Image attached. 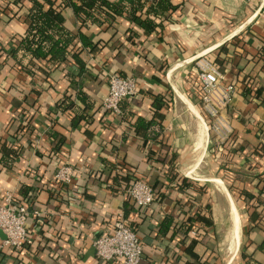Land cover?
<instances>
[{
	"label": "crops",
	"instance_id": "0c3cea01",
	"mask_svg": "<svg viewBox=\"0 0 264 264\" xmlns=\"http://www.w3.org/2000/svg\"><path fill=\"white\" fill-rule=\"evenodd\" d=\"M172 3L177 11L164 16L161 39H147L139 33L129 40L134 27L124 17L116 19L114 29L104 31L90 22L83 25L72 10H66L67 29L78 35L84 26L82 33L98 47L85 69L70 58L47 74L45 62L34 63L28 73L18 70L11 56L14 39L28 27L30 4H19L14 15L0 0V207L10 193L27 208L26 227L31 240L23 249L8 248L0 233V264H102L94 242L113 228L120 215L141 238L144 255L140 264H232L235 257L234 264H245L241 254L250 240L259 239L253 220L263 209L256 212L247 207L237 190L258 194L264 186V154L247 157L253 149L264 147V104L236 99L238 111L229 108L223 114L233 131V149H245L244 155H223L224 148H217L207 121L202 120L190 79L197 80L198 59L215 60L220 48L238 36L250 53L257 52L264 41V0ZM141 38L146 40L142 43ZM75 45V49L81 47L79 40ZM239 63L234 58L224 67L227 81L232 83L238 72L250 75L255 93L264 96V62L247 67ZM111 74L137 79L138 95L122 103L121 115L103 108ZM64 102L75 108L63 110ZM139 122H151L156 127L144 126L137 131ZM202 126L207 129L209 145L217 151L218 169L230 182L227 191L243 204L239 208L231 195L241 219L237 246L232 250L233 219L226 198L213 186L229 209L230 229L225 226L223 209L211 202L209 190L187 172L203 155L201 152L199 157L196 152ZM173 155L175 171L204 187L205 200L212 205V226L204 229L197 222L198 231H191L183 242L160 236L166 216L173 215L179 229L186 218L196 215L195 210L186 215L191 203L181 205L183 193L161 170L167 168ZM3 156L11 159L10 166L1 162ZM164 159L166 165L162 164ZM65 164L74 168L75 177L71 186L63 188L55 173ZM122 176L128 180L137 177L148 184L158 182L156 203L141 212L118 182ZM257 258L264 264V254Z\"/></svg>",
	"mask_w": 264,
	"mask_h": 264
},
{
	"label": "trees",
	"instance_id": "16d2710c",
	"mask_svg": "<svg viewBox=\"0 0 264 264\" xmlns=\"http://www.w3.org/2000/svg\"><path fill=\"white\" fill-rule=\"evenodd\" d=\"M3 2L14 15L20 9L19 4L23 6H26V3L30 4L27 14L28 27L24 34L19 35L13 42L14 50L11 56L16 61L18 70L29 73V67L33 66L34 63L45 62L47 74L66 64L70 58L74 59L82 70L85 69L89 56L94 54L98 47L93 39L82 33L84 26L80 27L78 35L67 29L66 10H72L73 14L82 20L81 23L83 25L86 22H90L93 25L104 28V31L114 29L116 19L124 17L134 27L131 30L132 35L129 36V40L134 36L136 37L139 33L147 37V39L152 36L160 37L161 39L165 30L164 16L177 11V6L172 3V0H118L116 3L110 0H17L15 4L9 0H3ZM76 40H79L81 43V47L78 49H75ZM145 40L141 38L142 43ZM246 46V42L240 36L223 45L215 58L218 68L223 70L226 65L232 63L234 58H238L240 61L239 65L242 64L243 67L264 62V41H262V45L259 46L255 54L250 53L246 49ZM25 60H28L27 65L24 64ZM235 76V80L232 81L235 94L228 109L232 108L233 111H238L237 109L240 107L236 105V99H240L246 103L260 101L264 104V96L255 93L252 84L253 78L250 75H242L241 72H238ZM191 79L190 85L199 90L197 80L193 77ZM61 108L66 111L73 110L75 107L73 104L66 105L64 102ZM201 113L211 127V120L203 113L202 109ZM143 124V122H139L138 126H135V130L138 131L144 126L149 127L153 125L151 122L149 123L150 125ZM153 126L156 127V125ZM210 136L212 141L217 145V148L222 145L212 129H210ZM229 143L222 145L224 148L223 155L229 157H235V154L244 155L245 149H230ZM263 154L264 147L261 146L259 149H253L247 154V157L250 155L261 156ZM1 162L6 165L8 164V166L12 164L11 159L9 158L8 160L5 156L1 158ZM162 164H167L165 159L162 161ZM167 165V168L161 170L163 173L165 172L166 178L177 185L176 189L183 193L182 202L184 203L181 205L184 206L187 202L191 203V206L186 211V215L194 210L196 215L194 216L193 214V217L190 215L189 218H186L179 229L175 226V217L173 215L166 216L160 227V236L162 238L169 236L170 240L178 238L183 242L190 236L191 231H198L196 228L197 222L202 223L204 229L212 226L209 223L212 222V205L208 200H205L207 190L204 187L199 186L194 181L187 180L175 171L174 155ZM126 179V176H122L120 181H118L125 186V189L129 188L137 177H132L130 180H128L129 178ZM261 183H264V181ZM149 185L155 192L157 191L158 182L155 184L150 183ZM258 187L260 185H257L256 188ZM237 194L238 198L243 200L245 205L250 207V209H255L256 212H258L259 208L263 209L257 213V219L253 220V229L258 231L259 239L250 240V243L244 246L241 254L245 264H263L257 257L259 254H264V186L260 188L258 194L244 189L237 190ZM16 204L19 203L16 201ZM138 209L142 212L148 208ZM134 230L140 238L137 230L135 228ZM252 230L248 233L250 237L253 232Z\"/></svg>",
	"mask_w": 264,
	"mask_h": 264
},
{
	"label": "built area",
	"instance_id": "2783aa9c",
	"mask_svg": "<svg viewBox=\"0 0 264 264\" xmlns=\"http://www.w3.org/2000/svg\"><path fill=\"white\" fill-rule=\"evenodd\" d=\"M197 82L199 90L195 89L201 109L211 120V127L217 135L220 144L228 142L233 148L232 128L224 119V113L235 94L232 83L227 81L223 70L218 68L214 59L202 57L196 61ZM139 89L135 77H124L111 74L108 81V93L103 101V108L110 113L121 115L122 103L138 95ZM205 122V118L202 117ZM206 124V123H205ZM209 129V130H210ZM223 147V146H222ZM75 170L70 164H65L55 173L56 181L63 187L72 185ZM125 193L137 208H149L157 200L153 188L142 179H135L133 184L125 189ZM40 216V213H36ZM28 210L21 204H16L13 194L7 193L5 205L0 207V233L4 235L3 245L13 249H23L31 244L26 223ZM96 256L100 263L118 262L123 264H140L143 259L144 246L133 226L120 215L113 228L97 238L94 242Z\"/></svg>",
	"mask_w": 264,
	"mask_h": 264
},
{
	"label": "rangeland",
	"instance_id": "374dc122",
	"mask_svg": "<svg viewBox=\"0 0 264 264\" xmlns=\"http://www.w3.org/2000/svg\"><path fill=\"white\" fill-rule=\"evenodd\" d=\"M208 127H209V125H208ZM196 128H197V123H196ZM205 134H206V137H207L206 144L203 141V133L202 132H199L198 143H197V145H198L197 146V151H198V153H200L199 157L203 153L202 157L200 158L203 161V163L195 171L194 174H196V175L190 174V176L194 177L197 180H201V185L205 186L209 190V196L211 198V202L213 204L219 205L223 209L225 226H227V228L229 229L231 227L230 226L231 222L229 221L230 220L229 209L225 205V203H223L221 195L216 190H214L215 187L213 188L214 185L211 183L210 180L214 176L222 179V181L224 182L223 185L225 187V191H227L226 188H228L230 186V182L228 181L227 177L224 176L225 173L222 170L218 169V165H217V161H218L217 160V151L213 149L212 144L209 145L208 133H205ZM195 137H194V141H195L194 143L196 144L197 137L196 138ZM204 137H205V135H204ZM204 144H205V146H204ZM194 167H195V164L188 167V170H187L188 174L193 171ZM221 171L223 173H220ZM213 174H215V175L213 176ZM227 193H229V192L227 191ZM229 195H230V193H229ZM223 196L227 200V197L225 195H223ZM232 196H233L234 200L236 201V203L238 204V207L242 208L243 204L241 203V201H239V199L235 195H232ZM217 214H218V212L215 211V215H217ZM242 223H243L242 236H244L245 235V231H246V229L244 228L245 227V221L242 220ZM228 229H227V234H229V230ZM239 247H240V245L238 246V248Z\"/></svg>",
	"mask_w": 264,
	"mask_h": 264
},
{
	"label": "bare ground",
	"instance_id": "6f19581e",
	"mask_svg": "<svg viewBox=\"0 0 264 264\" xmlns=\"http://www.w3.org/2000/svg\"><path fill=\"white\" fill-rule=\"evenodd\" d=\"M181 65V64H180ZM179 66V65H178ZM177 69V68H176ZM174 72V71H173ZM174 74V73H173ZM203 122V121H202ZM199 132H202L203 133V141H204V143L206 144V139H207V137H206V134L205 133H207V129L205 128V127H203L202 126V128H201V130L199 131ZM197 134V133H196ZM204 135H205V137H204ZM197 137V136H196ZM195 137V138H196ZM205 144H204V146H205ZM197 144H196V152H197ZM189 148V147H188ZM203 163V161L200 159L199 160V163H198V165H196L195 167H194V169H193V171L192 172H190L189 173V175L190 174H194L195 173V171L198 169V167H200L201 166V164ZM194 175H196V174H194ZM192 177V176H191ZM194 178V177H193ZM211 183L214 185V187L221 193V194H223V195H225L226 197H227V202H228V204H229V207H230V211H231V214H232V219H233V228H232V231H230L231 232V250L232 249H234L236 246H237V241H236V239H237V236H238V234L240 233V230H241V219H240V215H239V212H238V210H237V208H236V205H235V203H234V201L232 200V198H231V196L229 195V193H227V191H225V187H224V185H223V182L221 181V180H219V179H217V178H215V177H212L211 178ZM229 221H231V220H229ZM231 224V223H230ZM232 225V224H231ZM230 225V226H231ZM230 229V228H229ZM230 237V236H229ZM228 241V240H227ZM240 245V244H239ZM238 245V246H239ZM225 246H226V244H225ZM237 251H238V247H237ZM236 251V252H237ZM237 254V253H236ZM235 254V255H236ZM236 258L237 257H235L233 260H232V264H234L235 263V260H236Z\"/></svg>",
	"mask_w": 264,
	"mask_h": 264
}]
</instances>
